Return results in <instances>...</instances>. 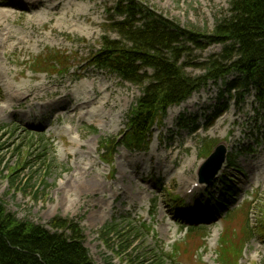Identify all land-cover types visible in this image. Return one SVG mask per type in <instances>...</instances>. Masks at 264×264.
Segmentation results:
<instances>
[{"label":"rangeland","instance_id":"1","mask_svg":"<svg viewBox=\"0 0 264 264\" xmlns=\"http://www.w3.org/2000/svg\"><path fill=\"white\" fill-rule=\"evenodd\" d=\"M62 1L91 10L85 21H80L84 31L52 27V23L29 24L26 30L43 37L41 42L13 51L0 48V202L6 211L20 221L47 229L55 217L76 221L94 264H129L118 250H112L119 244L117 236L104 235L105 227L111 224L119 225L122 237L130 233L131 240L136 235L132 230H140L129 250L134 248L130 255L135 264H158L161 258L162 264H220L219 238L225 233L241 250L237 264H264V237L259 235V229H264L260 222H264V182L258 178L262 166L255 167L264 156V111L257 109L253 93L240 103L236 93L232 94L235 100L229 97L226 82L210 83L195 93L191 107L172 118L168 112L174 108L167 111L163 123L153 129L148 149L130 152L120 145L113 163L103 164L98 151L100 141L116 140L123 134L127 114L141 91L89 64L90 54L100 48L105 36L103 26L114 19L111 10L116 0ZM143 3L181 28L208 32L229 9L228 0H143ZM27 7L23 0H0V12H6L5 25L12 32L22 35L30 11ZM107 37L117 39L114 34ZM220 49L211 46L203 52H193L191 58L201 64ZM49 50L69 55L65 65L70 67L69 72H33L32 60ZM187 73L202 74L194 68H188ZM92 80L96 91L99 83L109 86L106 92H100V96L111 94L105 112L112 101L116 102L105 123L83 119L78 111L69 113L74 106L70 95L75 86ZM24 88L37 96L33 102L24 101L23 95L15 92ZM52 91L59 94L53 95ZM65 96L71 102L65 103L66 109L62 108L66 112L58 114L52 103L62 101ZM119 98L122 110L118 107ZM202 141L228 145L234 168L227 167L214 184L200 187L191 198H186L185 191L192 184H199L198 170L204 162ZM157 157L165 161L161 170L155 165ZM140 158L146 162L149 159L148 166L132 168L131 163ZM90 162L93 173L101 174L100 180L107 188L105 193L99 188L73 186L78 177L77 166L82 168V164ZM185 162L193 165L183 174L180 168ZM14 168L20 171L12 183L9 177ZM223 178L234 187L232 198L223 201L227 204L225 208L216 202ZM118 189L123 191L120 193ZM144 189L145 195L134 196ZM168 193L180 197L183 204L173 202L176 198L170 199ZM202 209L211 215L206 221L199 220ZM219 214H226L227 218ZM198 222H202L199 232L185 233L187 226ZM141 224L151 227L154 235L141 231ZM181 243L185 244L186 252L177 258L170 257L171 249Z\"/></svg>","mask_w":264,"mask_h":264},{"label":"trees","instance_id":"2","mask_svg":"<svg viewBox=\"0 0 264 264\" xmlns=\"http://www.w3.org/2000/svg\"><path fill=\"white\" fill-rule=\"evenodd\" d=\"M228 6L227 14L216 20L213 30L208 32L181 28L157 15L143 0H116L112 9L114 19L103 26L105 36L100 48L90 55V64L141 90L127 115L122 143L126 149L147 147L152 127L162 123L168 108L185 102L209 82L216 84L229 75L238 77L228 86V93L236 92L243 98L253 87L256 103L264 110V0H228ZM110 34L117 39L107 37ZM211 46L220 47L219 53L196 64L191 58L193 52H203ZM68 59L59 52H49L32 60L33 70L66 72L64 65ZM188 68L202 74L192 76L187 73ZM114 145V140L100 141L102 159L107 163L113 158ZM208 148L209 145L205 151ZM19 169L11 171L12 183ZM227 196H231L230 187L225 184L222 197ZM144 225L142 230L147 229ZM48 226L50 229L20 221L0 202V264H93L76 221L55 217ZM107 234L117 236L120 255L127 263L135 264L130 255L134 249L129 250L137 236L133 240L130 233L122 237L117 224L105 227L104 235ZM184 247L177 246L172 256L177 258L186 252ZM240 257V249L229 240H222L221 264H237Z\"/></svg>","mask_w":264,"mask_h":264},{"label":"bare ground","instance_id":"3","mask_svg":"<svg viewBox=\"0 0 264 264\" xmlns=\"http://www.w3.org/2000/svg\"><path fill=\"white\" fill-rule=\"evenodd\" d=\"M27 2L29 5L28 9L29 14L27 16V20L24 24L23 33L22 35L12 32L6 25V12L2 14L0 12V48L5 51H13L17 48H22L25 45L29 43H35L38 44L41 42L43 37L39 36L36 33L28 32L26 30L27 26L29 24H45V23H52V27L60 26L62 28L66 29H73V28H80V31H84V29H81V20L85 21V17L88 16L89 12L91 11L88 6L83 5H77L72 3H64L62 0H23ZM94 80L91 82H81L75 88L73 89L70 97L72 100V103L74 102V106H72L71 111L69 113H73L75 111L79 112V116H83L85 119L88 117L90 122H97V123H105L107 119H109L110 113L113 108L116 107V102L112 101V104H110L108 111H106L107 105L110 101L111 94L109 93L107 96L101 95L102 92H106V90L109 88L107 85H101L100 83L97 85L98 90H95L94 87ZM42 89H45L44 87H41ZM66 87H62V89H65ZM16 93L23 95L24 101H30L33 102L36 99V95H30V92L27 88L24 89H17L15 90ZM53 95H58V91H52L50 92ZM67 97H63L62 101H56L52 103V106L57 107V113L59 114L60 111H63V107H65V103H70V100L66 99ZM196 94H194L187 102L180 105L177 108H174L173 110H170L168 112L169 117H174V115H177L181 112V110L191 107L195 102ZM118 99V98H117ZM66 102H63L65 101ZM118 107L120 110H122V107L120 106V98H119V105ZM6 108H2L3 111H5ZM64 109V110H65ZM84 113V114H83ZM119 118V113L117 115ZM150 155V154H149ZM149 159L147 162L140 158L136 162H132L131 166L132 168H136L137 165H146L148 166ZM170 161V160H169ZM165 161H161L158 157L155 160V165L158 169L161 170V166L164 164ZM173 162V161H172ZM191 162H185L182 167L180 168V172L184 174L188 169L192 168ZM82 168L77 166L76 173H77V179L74 181V185L76 189H79V187H85V188H94V189H103V193L107 191L106 186L104 183L100 180V173L94 174L92 171V163L88 165H83ZM262 166L261 170L258 171V178L264 182V156L260 161V164L256 165L255 167ZM130 168V165H129ZM124 173H121V178H124ZM127 177V176H125ZM87 178H89L87 180ZM139 176L136 175V179H138ZM86 180V181H85ZM181 180V179H180ZM129 182H132L130 179ZM135 182H137L135 180ZM109 192L115 194V191L112 190V188H108ZM116 191H120V193L123 191V189H118ZM145 189L142 191H138L134 194L135 197L140 198L142 195H145Z\"/></svg>","mask_w":264,"mask_h":264},{"label":"water","instance_id":"4","mask_svg":"<svg viewBox=\"0 0 264 264\" xmlns=\"http://www.w3.org/2000/svg\"><path fill=\"white\" fill-rule=\"evenodd\" d=\"M225 161V149L222 145L215 148L211 156L205 161L200 171V181L211 183L214 177L221 170Z\"/></svg>","mask_w":264,"mask_h":264}]
</instances>
